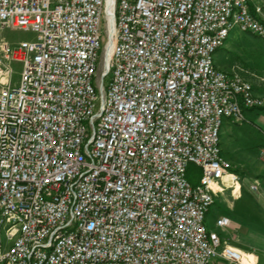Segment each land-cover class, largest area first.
Listing matches in <instances>:
<instances>
[{"label": "built area", "instance_id": "1", "mask_svg": "<svg viewBox=\"0 0 264 264\" xmlns=\"http://www.w3.org/2000/svg\"><path fill=\"white\" fill-rule=\"evenodd\" d=\"M235 30L264 43L263 0H0V264H253L207 225L224 122L264 108L216 67Z\"/></svg>", "mask_w": 264, "mask_h": 264}, {"label": "crops", "instance_id": "2", "mask_svg": "<svg viewBox=\"0 0 264 264\" xmlns=\"http://www.w3.org/2000/svg\"><path fill=\"white\" fill-rule=\"evenodd\" d=\"M216 67L226 72L224 60L219 61V63L218 60H216ZM259 88L260 90L256 89L261 95L263 93V86ZM245 124H249L252 127L246 128ZM254 130H257L258 134L264 138V110H247L245 112V120L240 123L229 121L228 128L224 130L223 134L225 135L226 133V135L231 137L235 136V140L232 141H238L243 139L242 136L249 138ZM229 136L227 138H229ZM231 150L232 152L229 153L230 149L225 148V146L222 147L224 157L232 163L241 177L239 185L240 194L238 197L232 195L230 191L220 194L216 198V202L213 206L215 208V213L212 218L210 217L209 211L207 225L210 230L215 231L216 221L218 219H229L231 221V226L218 231L221 239L240 253L248 256L253 264H264V211L260 209L264 207V190L260 189L262 184L259 179H256L257 175L250 172L242 163L237 161L238 158L235 156L236 154L233 155V153L238 152V149L234 150L231 148ZM262 152H264V149L260 151L257 157H247L259 159ZM230 155L233 156L231 157ZM254 183L259 185L258 192L251 191V186ZM249 194L255 195L253 198H250ZM256 238H263L261 239V246H254V244H252V241ZM212 264L225 263L221 260H215Z\"/></svg>", "mask_w": 264, "mask_h": 264}, {"label": "rangeland", "instance_id": "3", "mask_svg": "<svg viewBox=\"0 0 264 264\" xmlns=\"http://www.w3.org/2000/svg\"><path fill=\"white\" fill-rule=\"evenodd\" d=\"M3 38L9 43H18L32 41L35 39V35L24 31H5L3 32ZM216 60H218V63L224 60L226 73L232 74L238 72L239 69H244L249 72L248 75H245L246 78L253 81L257 89L260 90L259 87L264 85V83L261 82V79H264V43L258 39L242 35L239 31L235 30L232 32L226 47L218 52ZM20 72L21 66L13 65L11 73L6 75L4 81L11 80L14 84L17 83ZM229 121L231 120H225L221 131V147L225 146V148L230 149L229 153L232 152L231 148L234 150L238 149V152L233 153V155L236 154L235 156L238 158L237 161L242 163L250 172L257 175L256 179H259L262 184L260 189L264 190V161L261 157L259 159L253 158L257 157L260 151L264 149V138L258 134L257 130H254L249 138L242 136L243 139L232 141L235 140V136L231 137L226 135V133L225 135L223 134L224 130L228 128ZM245 127L251 128L252 126L245 124ZM228 136L229 138H227ZM225 142H227L228 145ZM233 155L230 156L232 157ZM247 156L253 157L248 158ZM188 177L190 181L196 182L200 178V170L196 166H191ZM249 195L250 198H253L255 194ZM260 209L264 211V207ZM214 213L215 208L212 207L210 210L211 218ZM261 239L263 238H256L252 241V244H254V246H261Z\"/></svg>", "mask_w": 264, "mask_h": 264}, {"label": "trees", "instance_id": "4", "mask_svg": "<svg viewBox=\"0 0 264 264\" xmlns=\"http://www.w3.org/2000/svg\"><path fill=\"white\" fill-rule=\"evenodd\" d=\"M262 111L264 110V108L263 109H261Z\"/></svg>", "mask_w": 264, "mask_h": 264}, {"label": "bare ground", "instance_id": "5", "mask_svg": "<svg viewBox=\"0 0 264 264\" xmlns=\"http://www.w3.org/2000/svg\"><path fill=\"white\" fill-rule=\"evenodd\" d=\"M110 5H111V3H110Z\"/></svg>", "mask_w": 264, "mask_h": 264}]
</instances>
